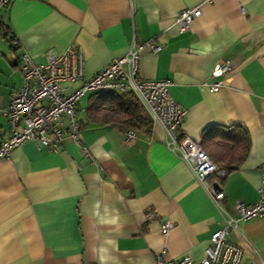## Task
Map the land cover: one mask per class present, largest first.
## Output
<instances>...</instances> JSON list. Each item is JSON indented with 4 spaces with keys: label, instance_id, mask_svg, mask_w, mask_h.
<instances>
[{
    "label": "crops",
    "instance_id": "obj_1",
    "mask_svg": "<svg viewBox=\"0 0 264 264\" xmlns=\"http://www.w3.org/2000/svg\"><path fill=\"white\" fill-rule=\"evenodd\" d=\"M201 1L14 0L1 10L8 34L0 36V142L8 132L6 107L22 83V53L43 63L49 51L78 47L91 77L132 42L154 39L161 50L140 55L139 76L171 82L172 99L186 111L182 129L195 141L211 127L247 129V157L222 179L219 205L230 212L236 202L255 203L264 169V0L204 3L178 32L175 16ZM204 44L213 51L202 56ZM227 59L233 71L210 92L201 82L215 80L213 67ZM91 95L76 109L79 144L65 136L53 152L26 141L0 159V264H154L163 248L168 258L200 261L221 226L217 204L166 146L158 123L125 144L123 129L93 119ZM151 212L155 220L147 222ZM113 217L115 224L106 222ZM165 221L173 228L162 235ZM229 240L242 250L239 264H258L264 217L241 222Z\"/></svg>",
    "mask_w": 264,
    "mask_h": 264
},
{
    "label": "built area",
    "instance_id": "obj_2",
    "mask_svg": "<svg viewBox=\"0 0 264 264\" xmlns=\"http://www.w3.org/2000/svg\"><path fill=\"white\" fill-rule=\"evenodd\" d=\"M13 1L0 0V23L1 10ZM212 1L202 0L199 4L181 9L173 20L178 32L186 31L201 15V5ZM11 43L16 45L14 39ZM160 50L161 45L154 39L132 42L124 54L112 59L91 77L84 75L85 60L78 47H68L61 53L49 51L43 63H35L28 53H22L19 56L22 83L12 92L5 110L8 132L0 142V159L9 158L13 150L26 141H33L53 152L59 151L65 136L79 144L76 109L82 97L94 93L132 94L151 121L164 129L168 136L166 146L188 165L193 176L217 204L221 215V226L211 234L200 261L194 262L186 254L168 258L163 248L154 254V264H239L242 250L229 240V234L243 221L264 217V169L255 203L245 205L236 202L230 212L220 207L219 203L225 197L221 181L228 173L227 169L217 165L202 149L200 142L183 131L186 111L172 99L169 91L171 82L167 79H142L139 76L140 55L144 52L157 54ZM233 69L231 60H222L213 67L210 75L216 79L203 80L201 85L210 92H217L223 87V78ZM75 82H79L76 87H68ZM123 133L124 143H131L134 132L123 130ZM145 220L154 221L155 214L148 213ZM172 228L173 223L165 221L160 225V232L166 235ZM258 264H264V258H260Z\"/></svg>",
    "mask_w": 264,
    "mask_h": 264
},
{
    "label": "trees",
    "instance_id": "obj_3",
    "mask_svg": "<svg viewBox=\"0 0 264 264\" xmlns=\"http://www.w3.org/2000/svg\"><path fill=\"white\" fill-rule=\"evenodd\" d=\"M7 28L0 23V36L7 35ZM87 107L93 119L130 130L141 135H149L151 119L132 94L116 95L96 93ZM249 134L245 127H211L203 131L200 145L210 158L227 171L237 169L245 161L249 151Z\"/></svg>",
    "mask_w": 264,
    "mask_h": 264
},
{
    "label": "clouds",
    "instance_id": "obj_4",
    "mask_svg": "<svg viewBox=\"0 0 264 264\" xmlns=\"http://www.w3.org/2000/svg\"><path fill=\"white\" fill-rule=\"evenodd\" d=\"M197 51L200 55L204 56V55H208L209 53H211L213 51V47L211 44H204V45L200 46L197 49ZM117 219H118V217H113L110 221H106V222L115 224L117 222ZM108 243H113V242L108 241ZM101 251H104V249H101ZM100 259L103 262L104 257L101 256Z\"/></svg>",
    "mask_w": 264,
    "mask_h": 264
}]
</instances>
